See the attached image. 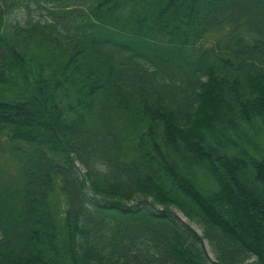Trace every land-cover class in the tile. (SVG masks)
<instances>
[{"label": "trees", "instance_id": "trees-1", "mask_svg": "<svg viewBox=\"0 0 264 264\" xmlns=\"http://www.w3.org/2000/svg\"><path fill=\"white\" fill-rule=\"evenodd\" d=\"M2 1L0 264H264V0Z\"/></svg>", "mask_w": 264, "mask_h": 264}, {"label": "rangeland", "instance_id": "rangeland-1", "mask_svg": "<svg viewBox=\"0 0 264 264\" xmlns=\"http://www.w3.org/2000/svg\"><path fill=\"white\" fill-rule=\"evenodd\" d=\"M20 4L19 8L13 7L10 9V13L5 16V28H6V37L7 38H13L15 37L16 33V27L15 25L19 26H25L27 23H34L38 20L44 21V20H52L53 15H50L47 10L41 9L39 7H36L35 4L30 3L29 7L26 8L27 2L24 0L16 1ZM0 4L3 6V1L0 0ZM53 12H58L61 16H63L64 20L68 17H64L65 14H63L65 11L63 9L59 8H53ZM63 21V20H62ZM77 164V163H76ZM78 165V164H77ZM178 217L182 222L185 224H188L198 235H202V229L200 226L190 221L187 217H185L182 213L178 212ZM204 247L206 249V252L208 256L211 259H214V254L212 252L211 246L209 245L208 241H204Z\"/></svg>", "mask_w": 264, "mask_h": 264}, {"label": "bare ground", "instance_id": "bare-ground-1", "mask_svg": "<svg viewBox=\"0 0 264 264\" xmlns=\"http://www.w3.org/2000/svg\"><path fill=\"white\" fill-rule=\"evenodd\" d=\"M2 7H4V6H2ZM179 212V211H178Z\"/></svg>", "mask_w": 264, "mask_h": 264}]
</instances>
